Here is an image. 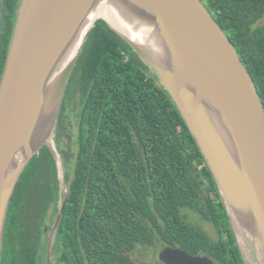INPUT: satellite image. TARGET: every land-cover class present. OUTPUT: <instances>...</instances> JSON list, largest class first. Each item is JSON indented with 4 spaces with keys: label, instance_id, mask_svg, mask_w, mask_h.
I'll use <instances>...</instances> for the list:
<instances>
[{
    "label": "trees",
    "instance_id": "obj_1",
    "mask_svg": "<svg viewBox=\"0 0 264 264\" xmlns=\"http://www.w3.org/2000/svg\"><path fill=\"white\" fill-rule=\"evenodd\" d=\"M202 1L234 43L264 103V0ZM16 16L14 11L7 15L5 32L0 27V80ZM75 66L71 77L80 74L81 90V109L74 115L77 134L66 133L67 148L55 141L66 177L70 163L72 169L60 225L63 263L144 264L135 258L138 246L162 241L191 254L205 252L217 264H247L196 139L132 46L99 19ZM44 181L62 182L47 144L28 163L11 200L20 190L31 200ZM183 208L211 221L220 238L215 241L192 224Z\"/></svg>",
    "mask_w": 264,
    "mask_h": 264
},
{
    "label": "water",
    "instance_id": "obj_2",
    "mask_svg": "<svg viewBox=\"0 0 264 264\" xmlns=\"http://www.w3.org/2000/svg\"><path fill=\"white\" fill-rule=\"evenodd\" d=\"M98 2L21 0L0 80V264L11 197L28 163L44 145L52 149L61 181L66 182L64 163L55 142L56 126L72 72L99 19L132 46L169 92L215 177L246 263L239 237L254 243L263 264L264 243L258 237L264 238V103L234 43L202 0H104V5H115L120 10L121 20L135 18L133 5L144 8L157 21L162 37L172 46L179 43L183 49L180 52L174 47L177 55L171 50H166V55L189 84L182 83L163 58L119 31L105 16H96L73 61L54 74L53 80L59 84L58 102L47 141H42L5 178L25 136L38 86L50 75L73 36L61 50L64 33L81 11L86 12ZM200 86L204 90L201 94L208 92L222 107L237 145L240 170L195 95ZM64 193L61 213L68 196L66 186ZM160 259L167 264H214L206 256H193L171 245L162 249Z\"/></svg>",
    "mask_w": 264,
    "mask_h": 264
},
{
    "label": "bare ground",
    "instance_id": "obj_3",
    "mask_svg": "<svg viewBox=\"0 0 264 264\" xmlns=\"http://www.w3.org/2000/svg\"><path fill=\"white\" fill-rule=\"evenodd\" d=\"M133 7L136 9L133 13L135 18L121 20L120 10L115 5L109 7L104 5V0H100L95 7L89 8L86 12H84V10L81 11L72 20L61 39V50L64 48L72 34L73 36L67 47L61 53L59 61L53 66L50 75L42 79L38 86L35 105L28 122L25 136L16 151L14 162L7 171L5 178H7L8 174L15 168V166L21 161H24L28 155L36 149L40 143H42V141H47L51 132L50 126L58 102L59 84L57 81L54 82V74L61 70L66 63L73 61L82 46L85 34L90 27L92 20L96 16H105L119 31L130 37L132 40L141 43L142 46L151 50L152 54L157 55L160 59L163 58L170 70L177 75L178 79L184 84H189V80L181 74V69L177 68L166 55V50H171L177 55L174 47H177L180 52H183L180 44L175 43V45L172 46L167 38L162 37L161 28L156 24L157 21L155 23L146 10L134 5ZM155 26L156 29L154 28ZM157 31L159 32V36ZM201 91L204 90L201 89L200 86L199 91H196L195 95L210 121L216 128L227 153L240 170L237 158V145L222 107L216 97H214V100L208 92L201 94ZM258 238L264 243L263 236H259Z\"/></svg>",
    "mask_w": 264,
    "mask_h": 264
},
{
    "label": "flooded vegetation",
    "instance_id": "obj_4",
    "mask_svg": "<svg viewBox=\"0 0 264 264\" xmlns=\"http://www.w3.org/2000/svg\"><path fill=\"white\" fill-rule=\"evenodd\" d=\"M20 3L21 0H0V27H2L1 32L6 31L4 22L7 15H11L13 11L17 12L18 14ZM74 74L75 73L73 72V75ZM79 78L80 74L77 73V75H75V77L70 81V83L72 82L71 88L68 89L67 87V90L65 92L64 107H62L61 111V116L63 117L62 126L59 127L58 124L57 131L55 132V141L60 142L61 140L62 144H64L63 137L66 133L72 130L73 136L75 137V131L78 130L77 127L73 128V126L71 127L66 125L68 122H70L71 119H75L76 125L78 123L74 115L77 112H80L81 109L79 98V94L81 93L78 82ZM60 130L63 135L61 139L59 138L61 136ZM62 147H64V145H62ZM67 174V177H70V175H72L71 163L67 169ZM67 177L65 178V183L55 181H44L39 183L36 187V191H34L35 196L31 197V200L24 196L25 193L22 190L19 191V195L15 200H13L12 198L8 209L7 221L4 230L1 264L63 263L66 247L61 242L62 236L60 225L65 211L64 207V210L61 213L62 202L65 201L64 186H66L68 189L71 184V181L68 180ZM29 184L30 183H24V185ZM29 186H31V184ZM66 205L67 199L65 206ZM200 218L202 222L206 221L214 226L211 221L206 220L202 217ZM214 228L217 230L215 226ZM80 229L81 226H79V232ZM204 231L207 232L211 239H213L208 231ZM217 232L219 234V239L220 233L218 230ZM218 239H216L215 241H217ZM175 247L182 248L178 245ZM69 252H73V254H75V250L71 249ZM191 255L206 256L212 259L214 264H217L214 259L205 252ZM161 262L163 264H167L163 260H161Z\"/></svg>",
    "mask_w": 264,
    "mask_h": 264
},
{
    "label": "rangeland",
    "instance_id": "obj_5",
    "mask_svg": "<svg viewBox=\"0 0 264 264\" xmlns=\"http://www.w3.org/2000/svg\"><path fill=\"white\" fill-rule=\"evenodd\" d=\"M263 22H264V19H262L260 21V23H263ZM73 72H74V70H73ZM73 72H72V74H73ZM66 126H71V127L73 126V128L77 127L75 119H71L70 122H68ZM76 134H77V130L75 131V135ZM63 141H64V144H62V145H64L66 148L69 145H71L70 140L66 136V134L63 137ZM57 147H59V146L57 145ZM59 150H60V148H59ZM192 212L193 211L191 209H188V208H186L182 211L183 214H188L187 215L188 220L192 224L199 227L200 229H204V230L208 231L214 240L218 239L219 234H218L217 230L214 228V226L209 222H206V221L202 222L200 220L201 216L198 213H195V212L192 213ZM6 221H7V219H6ZM4 230H5V227H4ZM239 241H240V244L242 245L243 251L247 257L248 264H261V258L255 249L254 243L252 244L250 240H248V241L243 240L242 241L240 237H239ZM163 247H164V245H163L162 241H159L156 245L150 246V247H144V246L139 245L137 250H136V253H135V258L139 262L144 263V264H163L159 258V253ZM2 249H3V244H2ZM133 257H134V253H133Z\"/></svg>",
    "mask_w": 264,
    "mask_h": 264
}]
</instances>
